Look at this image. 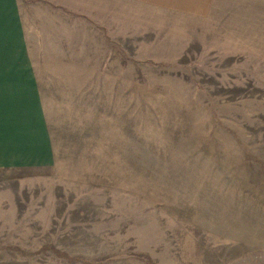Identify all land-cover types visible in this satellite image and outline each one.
I'll return each instance as SVG.
<instances>
[{
  "label": "rangeland",
  "instance_id": "rangeland-1",
  "mask_svg": "<svg viewBox=\"0 0 264 264\" xmlns=\"http://www.w3.org/2000/svg\"><path fill=\"white\" fill-rule=\"evenodd\" d=\"M210 1L15 0L54 163L0 264H264V0Z\"/></svg>",
  "mask_w": 264,
  "mask_h": 264
},
{
  "label": "crops",
  "instance_id": "crops-1",
  "mask_svg": "<svg viewBox=\"0 0 264 264\" xmlns=\"http://www.w3.org/2000/svg\"><path fill=\"white\" fill-rule=\"evenodd\" d=\"M144 1L194 15H202L211 2ZM27 57L16 2L0 0V172L26 174L46 170L54 163L38 83Z\"/></svg>",
  "mask_w": 264,
  "mask_h": 264
}]
</instances>
